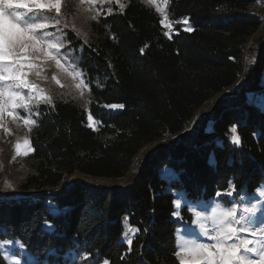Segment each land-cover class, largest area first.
Wrapping results in <instances>:
<instances>
[{"label":"trees","instance_id":"trees-1","mask_svg":"<svg viewBox=\"0 0 264 264\" xmlns=\"http://www.w3.org/2000/svg\"><path fill=\"white\" fill-rule=\"evenodd\" d=\"M260 1L169 0L173 24L184 16L194 24L170 36L154 6L128 0L123 11L92 21L86 45L69 32L83 45L91 100L85 108L56 97L38 107L23 190L58 186L73 173L122 177L147 143L181 132L207 100L224 94L200 128L148 152L126 187L78 181L56 195L0 200V240L18 237L38 262L62 261L75 249L108 264H180L176 190L199 200L229 183L251 193L264 182V38L237 84L244 47L262 24L253 9ZM111 103L124 107L110 111ZM88 112L99 120L97 129ZM181 214L193 221L188 205ZM127 227L138 229L131 250ZM0 264H8L3 251Z\"/></svg>","mask_w":264,"mask_h":264},{"label":"snow or ice","instance_id":"snow-or-ice-1","mask_svg":"<svg viewBox=\"0 0 264 264\" xmlns=\"http://www.w3.org/2000/svg\"><path fill=\"white\" fill-rule=\"evenodd\" d=\"M115 2L119 4L121 11L126 7L120 0ZM84 3L85 0H80L81 5ZM87 3L90 6L97 3L110 4L112 0H87ZM144 3L154 5L156 11L163 14L168 0H144ZM84 10L92 11L91 7ZM108 14H111V9H108ZM63 15L62 0H0V128L7 131V116L13 121L23 120V124L28 126L30 131L36 124L30 111L32 106L52 104V97L45 94L44 89L35 81L29 79L32 75H35L37 80L47 79L42 72L49 62H54L58 69L73 80H79L75 87L81 90V96L83 89L88 88L82 73L76 70L74 65L68 64L67 56L61 54L65 49L61 26L68 28L67 21L62 19ZM99 15L100 12L97 11L91 19L97 20ZM164 19L167 20V15ZM184 23L187 24V20ZM72 27L75 28V25ZM50 28H55L56 32H50ZM185 30L193 29L188 26ZM77 34L83 33H79L77 29ZM82 43L87 44L86 35ZM68 47L71 48L72 45L69 44ZM56 83L59 84L60 81L57 79ZM105 107L122 109L124 105L110 104ZM17 109L28 110L27 117L20 116ZM35 114L39 116L40 113L37 111ZM231 131L235 133L236 129L233 127ZM231 139L235 144L240 142L237 135H233ZM15 150L17 155L24 156L34 151L27 139L23 145L17 142ZM8 186L11 187L10 184ZM234 191L235 186L229 183V190L217 192V197H230ZM261 195H264V192ZM257 211L256 206L247 207L245 212L249 213V216L240 217L236 203L225 205L220 200L211 207L210 214L195 211L193 223L200 231L198 234L190 231L187 235L179 236V250L175 252V256L180 264H264V219L254 215ZM173 215L179 216V212H174ZM127 219L125 217V225ZM136 231L138 229L128 227L124 235L127 237L129 232ZM242 233L247 235L242 236ZM199 236L206 237L210 242H202ZM248 236L252 238L249 239ZM12 243L11 240H0V251L5 253L8 264H20L16 258L18 254L6 247ZM126 243L131 250L132 239H127ZM104 264L108 262L105 261Z\"/></svg>","mask_w":264,"mask_h":264},{"label":"rangeland","instance_id":"rangeland-1","mask_svg":"<svg viewBox=\"0 0 264 264\" xmlns=\"http://www.w3.org/2000/svg\"><path fill=\"white\" fill-rule=\"evenodd\" d=\"M120 2L126 5L128 0H120ZM158 2H162V0H158ZM168 4H169V0H168ZM168 4L165 13L163 14L160 13V15L162 16L163 23L166 27L167 33L170 36L174 33L179 32L181 28L186 29L188 26H191L192 29L194 28V24L189 19L188 16L181 17L176 22V24H173L169 17ZM89 7H91L92 11L84 10ZM108 9H111V14L121 11L119 4H117L115 0H112V3L110 4L97 3L91 6L87 3V0H85V3L83 5L80 4V0H62V13H64L62 19L67 21L68 28L64 29L63 26H61V31L64 33L63 42L65 43V49L62 50L61 54L63 56H67L68 64L74 65L76 70L82 73V78L84 79L85 83L88 85V88L83 89V96H81L80 94L81 90L75 87L76 83H78L79 80H73L72 77L67 76V74L64 73L61 69H58L55 66L54 62H49L47 65L43 67V72H42V75L47 77V79L37 80L35 75L30 76L29 79L35 81L40 88L44 89L45 94L50 95L52 97V100L56 97L63 98L66 100L72 99L78 102L79 104H81L82 106H84L85 108H88L91 100L90 98L91 87L87 80V73L83 70L81 66L82 51H80V49L82 48L83 50V45L81 44L75 45L73 40L69 37V32H73L77 38L82 39L83 41L85 40V35H86L88 41L90 36V26L93 21L91 19V16L96 14L97 11L100 12V15L108 14ZM253 9L262 17V24L260 28L250 37L249 41L246 43L244 47V58H243L244 67H243V72L241 73V76L237 81V84L239 83L238 85H240V83L243 81L244 72L246 71L247 66L255 61L256 52L258 49V43L262 38H264V1H260L259 3L255 4ZM165 15H167V20L164 19ZM185 20H187V24L184 23ZM73 24L75 25V28L72 27ZM77 29L79 30V33H83V34H77ZM49 31L56 32V29L50 28ZM69 44L72 45L71 48L68 47ZM57 79L60 81L59 84L56 83ZM233 87L234 86L230 87L229 89H232ZM25 92H27V90H25ZM223 94H224L223 92L218 93L211 99L207 100L197 110L196 114L193 116L191 121L181 132L163 138H159L155 141L147 143L143 147V149L139 151V153H141L142 150L145 149L144 154L142 156H139L138 153L135 156L131 168L126 173V175L117 178L93 177V176H90V178H88L89 176L84 175L83 173H73L69 175L67 178H65L61 182L59 187H57L54 190H50L47 193H52V194L55 193L56 195L60 192L67 191L71 189L78 181L90 185L113 187V188H123L130 185L133 182V180L136 178L137 173L141 168V164L143 163V160L146 158L148 152L164 147L169 140L180 139V138L182 139L186 136V134L190 130L200 128L205 117L214 112L220 100L222 99ZM111 104H122V103H111ZM40 105L32 106L30 110L32 113V118L36 121V124L31 127L30 131L28 126L23 124V120L13 121L11 117H7V116L5 117V120L7 121L6 124L7 131L5 130V128H0V173H1L0 200H4V199L16 200L24 197H32L35 194L41 193V190L39 189L27 191V190H23L20 187V183L25 179V177L28 174V167L25 161L26 156L17 155L15 150L16 143L19 142L21 143V145H23L25 139H27L30 142V145L32 147L31 137L37 127V115L35 113L38 111V107ZM106 105H110V104H106ZM106 108L114 112L122 110V109H111L108 107ZM17 112L20 116L23 117H27L28 115V110L25 109H17ZM89 117H91V120H89V124H91L93 128L97 129L100 123L99 120L95 116H93L90 112H88V118ZM233 135L238 136L237 131L235 133L231 131V137ZM9 184L11 185V187L8 186ZM262 186H264V182L261 186H259L255 191L251 193H245L236 190L232 193L230 197L229 196L217 197L216 194L214 197L208 199H199V200H192L187 196L186 192L176 190L175 212H179V216L176 215L173 216L182 222V224L178 229V238L181 235H187V233L190 231L196 232L198 234L200 230L198 229V226L193 223L195 219L194 212L204 211L206 214H210L211 207L215 204V202H217V200L222 201L223 204L225 205H228L230 202L236 203L238 205V215L240 217L249 216V213L245 212V208L256 206L258 211L254 215L257 218L264 219V195H261V193L264 192V187ZM56 190H59V192L56 193ZM228 190L229 188L219 192L223 193ZM184 205H188L190 210L192 211L193 221H188L183 218L181 214V209ZM45 226L50 230H53L54 228V226L49 222L45 223ZM134 234L135 233L129 232L127 239L129 238L131 239L132 237H134ZM241 235L244 236L247 234L242 233ZM198 238L202 242H210L207 240L206 237L199 236ZM248 238L251 239L252 237L248 236ZM5 240H11L13 242L12 244L7 245L6 247L12 249L15 253L18 254L16 258L19 259L20 264H104V261L99 262L96 259L92 258L90 254L83 252L82 250L78 251L75 249H72L71 251L67 252L64 255L62 261L52 262V261L44 260L38 262L36 256L28 251L27 247L18 237H9ZM21 245H23V247H21Z\"/></svg>","mask_w":264,"mask_h":264},{"label":"water","instance_id":"water-1","mask_svg":"<svg viewBox=\"0 0 264 264\" xmlns=\"http://www.w3.org/2000/svg\"><path fill=\"white\" fill-rule=\"evenodd\" d=\"M232 87V86H231ZM230 88V87H229ZM84 174V173H83ZM84 175H87V176H90V175H88V174H84ZM57 187H59V185L58 186H53V187H49V188H45V189H43V190H41V193H47L48 191H50V190H54V189H56ZM59 192V190H56V193H58ZM54 195H55V193H54Z\"/></svg>","mask_w":264,"mask_h":264},{"label":"bare ground","instance_id":"bare-ground-1","mask_svg":"<svg viewBox=\"0 0 264 264\" xmlns=\"http://www.w3.org/2000/svg\"><path fill=\"white\" fill-rule=\"evenodd\" d=\"M145 150V149H144ZM144 150H142V152L141 153H139V156H142L143 154H144ZM88 178H90V176L88 177ZM65 183V182H64ZM62 188V187H61ZM60 188V189H61Z\"/></svg>","mask_w":264,"mask_h":264},{"label":"built area","instance_id":"built-area-1","mask_svg":"<svg viewBox=\"0 0 264 264\" xmlns=\"http://www.w3.org/2000/svg\"><path fill=\"white\" fill-rule=\"evenodd\" d=\"M125 217H127V215H123V216H122V219L125 220Z\"/></svg>","mask_w":264,"mask_h":264}]
</instances>
